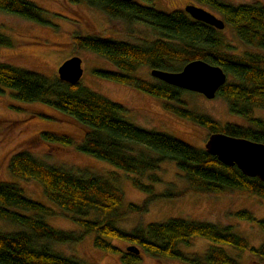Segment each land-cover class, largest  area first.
<instances>
[{
  "label": "trees",
  "instance_id": "trees-1",
  "mask_svg": "<svg viewBox=\"0 0 264 264\" xmlns=\"http://www.w3.org/2000/svg\"><path fill=\"white\" fill-rule=\"evenodd\" d=\"M86 1L99 8L109 19L128 24L144 23L152 31L141 43L103 38L79 32L72 35L73 43L109 61L115 69H95L94 72L111 81L131 85L163 101V108L174 115L205 128L208 134L224 132L264 143V120L255 112L264 109V55L258 52L235 54L226 50L222 32L193 19L183 10L163 12L154 8L153 0H71ZM214 10L229 24L245 43L264 50V5L232 4L223 0H195ZM0 12L26 20L46 23L44 11L31 0H0ZM11 39L0 32V45H11ZM229 47V46H228ZM194 59L219 65L227 74L226 82L215 96L222 97L230 113L244 118L248 126L221 124L212 117L197 113L182 101L184 93H193L167 84L152 76L148 81L134 75L147 67L177 71ZM9 89L20 102H42L66 114L83 127L82 139L75 145L80 152L107 161L131 173L135 188L147 194L141 204L130 203L129 212L147 211L149 203L158 197L180 196L184 192L220 193L240 190L264 198V182L243 174L235 165L227 166L205 148H196L173 136L142 128L124 117L125 107L99 94L81 81L74 84L57 76L27 70L0 62V93ZM49 143L73 145L67 134L43 132ZM164 161H172L182 173L185 187L177 192H154L150 182L160 181L157 170ZM8 169L17 178L33 179L43 188L47 199L82 228L67 231L49 225L45 218L56 214L55 209L25 196L14 183L0 180V220L15 229L0 228V264H96L66 256L53 249L54 244L75 243L86 233L94 232V246L119 254L124 264H136L140 253L154 257L179 259L189 264H241L225 246L238 253L247 252L264 263V241L258 246L231 230L206 221L172 217L163 222H150L125 230L117 225L123 191L115 182L119 177L92 172L74 173L48 165L28 151H17L8 159ZM239 219L254 221L246 209L235 212ZM264 232V217L257 220ZM199 237L211 242L203 253L182 252L180 245H190ZM134 246L139 253L122 250L111 240Z\"/></svg>",
  "mask_w": 264,
  "mask_h": 264
},
{
  "label": "rangeland",
  "instance_id": "rangeland-1",
  "mask_svg": "<svg viewBox=\"0 0 264 264\" xmlns=\"http://www.w3.org/2000/svg\"><path fill=\"white\" fill-rule=\"evenodd\" d=\"M44 11L46 23H38L21 17L0 12V32L7 35L12 43L0 45V62L35 71L46 76H57L58 66L71 56L82 60L83 74L81 83L109 99L120 102L125 107L124 117L142 128L155 130L173 136L196 148H204L208 137L205 128L178 117L163 108V101L153 95L136 89L131 85L111 81L98 76L95 69L113 70L115 67L102 56L78 47L73 43L72 35L79 32L103 38L141 43L143 37L153 35L144 23L128 24L122 20L109 19L97 7L86 1L71 0H31ZM232 4H262L264 0H223ZM154 8L163 12L183 10L188 3L195 0H153ZM198 5V4H196ZM201 6V5H199ZM205 9L222 18L220 13L203 6ZM227 44L226 50L235 54L258 52L264 50L243 42L233 28L225 23L220 30ZM229 46V47H228ZM148 81H154L150 69L143 67L134 73ZM9 89L0 93V180L16 184L23 194L33 200L55 209L56 214L47 216L45 221L56 228L67 231H81L69 215L61 211L43 192L42 186L33 179L14 177L8 169L9 157L17 151H28L36 159L55 167L71 170L74 173L92 172L108 176L116 174L119 179L116 186L123 191L124 198L119 208L122 213L117 221L118 227L130 230L136 225L145 226L150 222H163L177 217L196 221H206L218 226H231V230L244 237L250 245L258 246L264 241V232L257 220L264 217V198L240 190H229L220 193L184 192L180 196L158 197L149 203L145 212H129L130 203L141 204L147 194L132 184L131 173L115 167L111 163L80 152L75 145L82 139L83 127L66 114L42 102H20L14 99ZM182 101L187 108L197 113L206 114L221 124L234 123L248 126L244 118L229 112L226 101L219 96L211 99L200 93H184ZM255 116L264 120V109L255 112ZM43 132L67 134L75 140L73 145L49 143L42 139ZM160 181L150 182L147 177L144 183H151L156 194L164 191L177 192L185 187L182 173L172 161H164L156 171ZM240 209L250 211L255 220L250 222L239 219L235 212ZM1 230L15 228L0 220ZM95 233H86L82 240L75 243L54 244L53 249L63 255L75 257L86 263L124 264L119 254L107 252L94 246ZM122 250L127 245L120 240H111ZM211 244L204 238L195 237L190 245H180L182 252L203 253ZM228 253L241 264H264L256 261L249 253H238L225 246ZM136 264H189L179 259L154 257L145 252L140 253Z\"/></svg>",
  "mask_w": 264,
  "mask_h": 264
},
{
  "label": "water",
  "instance_id": "water-1",
  "mask_svg": "<svg viewBox=\"0 0 264 264\" xmlns=\"http://www.w3.org/2000/svg\"><path fill=\"white\" fill-rule=\"evenodd\" d=\"M131 1V0H121ZM184 11L193 19L204 22L221 30L225 26L223 19L211 11L194 3L184 6ZM82 60L74 55L65 59L57 68L58 78L70 84L80 81L83 68ZM151 76L181 89L200 93L208 99L215 97L217 90L226 82L227 74L215 64L202 59H194L185 63L177 71L158 68L150 70ZM205 150L227 166H236L243 174L258 177L264 182V143L243 137L233 136L224 132L208 135ZM130 252L139 253L134 246H127Z\"/></svg>",
  "mask_w": 264,
  "mask_h": 264
},
{
  "label": "flooded vegetation",
  "instance_id": "flooded-vegetation-1",
  "mask_svg": "<svg viewBox=\"0 0 264 264\" xmlns=\"http://www.w3.org/2000/svg\"><path fill=\"white\" fill-rule=\"evenodd\" d=\"M204 23V22H203Z\"/></svg>",
  "mask_w": 264,
  "mask_h": 264
}]
</instances>
